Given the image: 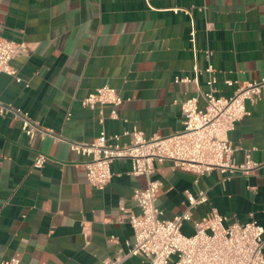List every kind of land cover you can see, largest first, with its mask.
I'll return each instance as SVG.
<instances>
[{
	"label": "crops",
	"instance_id": "obj_1",
	"mask_svg": "<svg viewBox=\"0 0 264 264\" xmlns=\"http://www.w3.org/2000/svg\"><path fill=\"white\" fill-rule=\"evenodd\" d=\"M0 36L28 48L11 61L16 75L0 74V102L62 138L30 137L11 113L0 114V263L105 264L127 254L135 235L121 207L140 213L133 196L146 177L117 159L110 183L98 189L87 180L88 157L70 142H92L102 129L122 135L121 143L133 129L146 137L181 130V103L208 89L210 63L217 96L264 78V0H0ZM196 65L197 83L176 81L193 78ZM105 84L123 98L117 119L108 106L82 104ZM246 107L228 138L236 162L250 154L260 166L225 181L217 169L199 175L156 162L151 178L161 183L163 218L188 208L187 191L203 190L208 200L191 208L194 219L216 210L226 224L264 226V96ZM41 152L48 160L36 168ZM182 229L193 234L192 221ZM120 264L148 261L129 255Z\"/></svg>",
	"mask_w": 264,
	"mask_h": 264
},
{
	"label": "built area",
	"instance_id": "obj_2",
	"mask_svg": "<svg viewBox=\"0 0 264 264\" xmlns=\"http://www.w3.org/2000/svg\"><path fill=\"white\" fill-rule=\"evenodd\" d=\"M27 53L28 48L23 43L0 36V74L16 75L11 61ZM206 53L210 59L212 52L208 50ZM194 72L193 78L176 77V81L197 83L202 71L196 65ZM206 72L210 74L208 89L200 90L199 96L189 97L181 103V130L146 137L142 131L133 129L123 133L128 141L121 143L122 135L109 136L102 129L92 142H70L74 151L88 157L85 162L87 180L98 189L103 190L110 183L113 177L111 165L117 159H129L131 174L147 179L145 187L134 191L133 197L140 213L121 207L134 230L135 243L127 254L108 258L105 264H120L129 255L144 256L148 264H264V226L256 220L226 224L227 217L216 210L200 219L193 218L191 208L208 200L206 191L201 190L197 194L187 191L188 208L173 218H163V211L157 204L161 183L151 178L156 162L171 160L176 167L199 175L217 169L226 174L225 181L238 173L250 174L260 166L250 154L244 162H236L234 153L237 148L230 142L228 134L248 114L246 100L254 101L264 96V78L243 83L233 95L225 97L216 95L217 79L212 63ZM17 80L21 79L17 77ZM228 84L233 83L228 81ZM82 104L91 109L108 106L109 117L117 119L123 98L115 87L105 84L89 92L82 99ZM8 113L20 121L22 129L30 137L40 135L62 140L52 129L32 119L21 108L0 102V114ZM47 160V155L41 152L36 156L34 166L42 168ZM187 221L193 223V234L183 232ZM19 263L20 259L12 257L0 264Z\"/></svg>",
	"mask_w": 264,
	"mask_h": 264
}]
</instances>
